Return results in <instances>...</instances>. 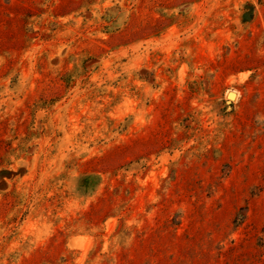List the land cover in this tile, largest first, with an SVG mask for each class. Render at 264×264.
<instances>
[{
	"label": "rangeland",
	"instance_id": "obj_1",
	"mask_svg": "<svg viewBox=\"0 0 264 264\" xmlns=\"http://www.w3.org/2000/svg\"><path fill=\"white\" fill-rule=\"evenodd\" d=\"M0 264H264V0H0Z\"/></svg>",
	"mask_w": 264,
	"mask_h": 264
},
{
	"label": "water",
	"instance_id": "obj_2",
	"mask_svg": "<svg viewBox=\"0 0 264 264\" xmlns=\"http://www.w3.org/2000/svg\"><path fill=\"white\" fill-rule=\"evenodd\" d=\"M233 94H234L233 92H229V93L227 94V98H228V100L231 99V97L233 96Z\"/></svg>",
	"mask_w": 264,
	"mask_h": 264
}]
</instances>
